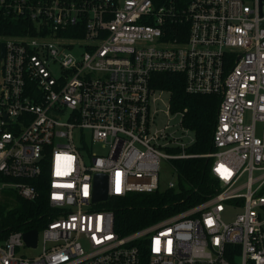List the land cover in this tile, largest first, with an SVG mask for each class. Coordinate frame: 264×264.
<instances>
[{
	"label": "built area",
	"instance_id": "1",
	"mask_svg": "<svg viewBox=\"0 0 264 264\" xmlns=\"http://www.w3.org/2000/svg\"><path fill=\"white\" fill-rule=\"evenodd\" d=\"M0 17L28 24L0 34V197L34 202L44 180L49 205L45 223L0 227V264H264V0H0ZM157 74L221 97L202 156L220 191L121 236L99 207L163 191L162 161L199 157ZM166 92L183 137L158 125Z\"/></svg>",
	"mask_w": 264,
	"mask_h": 264
},
{
	"label": "trees",
	"instance_id": "2",
	"mask_svg": "<svg viewBox=\"0 0 264 264\" xmlns=\"http://www.w3.org/2000/svg\"><path fill=\"white\" fill-rule=\"evenodd\" d=\"M27 27L28 24L10 22L0 17V34L17 35L24 33ZM152 86L171 93L172 113H184L182 124L193 132L196 138L195 143L188 148V153L199 157L174 162L178 177L174 189L114 197L99 207L114 213L115 229L121 236L130 235L162 219L186 211L220 191V183L212 175V160L202 156L214 151L213 134L221 97L187 93L184 76L177 74L154 75ZM43 181L40 182L38 200L29 202L18 198L16 207L8 211L7 219L2 220L1 228H29L35 220L43 222L49 212ZM5 209L7 208L0 204L1 215Z\"/></svg>",
	"mask_w": 264,
	"mask_h": 264
},
{
	"label": "rangeland",
	"instance_id": "3",
	"mask_svg": "<svg viewBox=\"0 0 264 264\" xmlns=\"http://www.w3.org/2000/svg\"><path fill=\"white\" fill-rule=\"evenodd\" d=\"M163 102L160 104V109L163 111L160 113V115L158 116L157 122L158 125L160 127H164L165 125H167L168 123L171 125V129L169 130L170 132H177V135L179 137H183L182 136V131H181V127L179 125V122L181 120L180 116H176V117H171L168 118L166 116V112H167V106L169 103V98L170 95L169 93H164L163 95ZM194 138V133L193 132H189L188 133V140L187 141H192ZM105 149H101L100 147H95L93 148V152L95 153H101L102 151H104ZM174 163L173 161H162L161 164V171H160V189L161 190H166L169 186V184L173 183L174 185H177L178 182V177H177V173L174 169ZM12 196V199H5V198H1L0 197V204L5 206L7 209H5V211L3 212V215L1 217V221L4 219H7L8 217V211L10 210V208L14 207L15 205H17V197L14 194H8L5 193L3 196ZM235 212L234 211H227L224 214V220L229 222L232 220L233 216H234ZM28 253L31 254H37L39 251H27Z\"/></svg>",
	"mask_w": 264,
	"mask_h": 264
},
{
	"label": "water",
	"instance_id": "4",
	"mask_svg": "<svg viewBox=\"0 0 264 264\" xmlns=\"http://www.w3.org/2000/svg\"><path fill=\"white\" fill-rule=\"evenodd\" d=\"M262 1V0H261ZM108 178L106 175H96V185L94 193V203L108 201ZM37 230H32L25 234V241L29 246L35 247L37 244Z\"/></svg>",
	"mask_w": 264,
	"mask_h": 264
}]
</instances>
